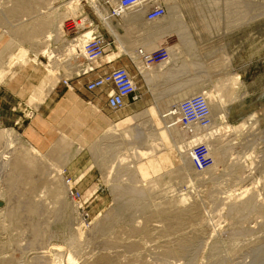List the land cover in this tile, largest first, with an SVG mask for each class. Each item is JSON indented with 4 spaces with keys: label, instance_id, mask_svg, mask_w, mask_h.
Wrapping results in <instances>:
<instances>
[{
    "label": "rangeland",
    "instance_id": "374dc122",
    "mask_svg": "<svg viewBox=\"0 0 264 264\" xmlns=\"http://www.w3.org/2000/svg\"><path fill=\"white\" fill-rule=\"evenodd\" d=\"M14 1L15 0H0L1 13L4 10V8H6L7 6H11L12 2ZM65 1L66 0H53V3L51 5H53L55 9L51 8L52 10L50 9L51 5L47 6L44 4L46 8L45 6L43 8L42 7L43 5L37 6L36 12L33 13L32 16L22 15L20 21L18 17L16 18L14 17L15 19L18 18L17 22L14 18L10 19L11 20L10 23H13V24H9V22L7 24L0 23V55L2 54V57L0 58V68L2 67L3 64L9 63L8 56L9 54H12V53H14L15 55L18 52H22V53L24 52L25 60H29L30 62V63L28 62L27 66H24V63H18L15 65L14 70L12 72L5 73L3 74L2 78L0 77V120L2 124H4L5 127L15 128L20 133H23L22 135L24 137L27 127L31 125L32 120L39 113L42 114L47 119H49L53 114V110L56 109L57 104L59 105V103H61L65 99H68L70 96H75L76 98L81 96L85 98V96L90 97L92 95L91 99H88L86 101V105L88 109V112L86 111V113L83 111L85 109L84 106L81 107V105L79 106V108L77 107V109H80L77 112H80V113H76L74 110L69 108L71 107V101L66 107H63L64 110L60 113V117H65L63 121L66 120V122H69L70 120L69 118H71V121L70 123H68V126H66L67 124H64L66 122H63V125L61 124L59 129L57 128L58 126L56 124L55 125L53 124L56 130L53 136L54 138L52 139L53 141L42 150V152L44 153H47L51 149V147L54 146V144L58 141V139H60L61 126H63L65 131H67L69 134L71 133L70 129L73 130L72 128H75V130L76 129L81 130V128L82 129L84 128L86 132L85 133L86 136L82 140H84L83 143L85 144V147H88L92 141L97 139V137L104 130L107 122L104 121V119H101V117H100L101 120L100 119L96 120L98 122L94 121L93 118L91 119L88 118L89 116L94 117L93 115H91L92 112L89 110L90 108L94 110L93 106L90 104L92 101L95 104H98L99 108L108 117H113L118 112V110H112V108L109 107V105L107 104L106 96L104 95L105 94L104 91L100 90L96 92H88L86 90L87 79L83 75L75 76L77 72H75V70H70L67 72V74L72 75V77L70 79H68L69 77L68 78L65 77L64 76L65 71H63L64 70L63 66L60 67L62 69L60 72L61 74H63L61 75V77L59 74L58 75H56V73L52 74L50 72H46L44 69H41L40 70L41 73L36 78H34L35 84L34 85L32 84L31 86V90H33L31 91V94H30V91H28L25 88V84L27 83V80H28L27 76L32 71L31 66L33 63V59L35 57V51H39V49L36 46H32L30 44V41L24 38L18 39V37L15 35L13 36L11 31L9 30L12 27L13 29L15 28L19 29L22 24L27 23L30 20L41 19L43 16L42 17L37 16L38 14L43 15V13H47L45 14L46 19L51 18L50 16L53 17L54 15L53 18L55 19L56 17H58L57 14L59 11V8H57V6L58 7L63 6L65 4ZM95 1L97 3L103 2V4L107 8L110 9V5L106 3V0H95ZM189 1L191 2L190 4H192V2L195 0H189ZM196 1L197 2H194L195 4H193L188 9L182 8L183 6L179 4V9L177 13L179 17V23H180L179 27L185 29L188 32V35L190 37V41L186 48L187 53H186V56L181 60L182 62H181L180 68L184 69L185 62H187V60H190L194 54L196 55L198 54L200 57L202 53H205L206 54L205 58H202V56L199 58L200 66L198 68V72H199L200 79L190 84L191 86H186V87L191 88V89L193 88H206V90L210 89L214 95L218 94V91L216 90L217 88L215 87V85L221 82V78L219 79L218 77V75L221 74V72L219 74V71H221L220 69H223L224 74H228V73L239 74L242 85L239 86V89H236L238 91L237 92L238 97L236 101L233 102L228 99L224 103V106L227 110L229 106H231V108L233 107V111L231 114L227 113L224 116V119L222 123L220 124V127L222 128L223 133L221 132L220 134L216 136L218 137L217 138L218 140L215 137L216 140L211 139L209 141L210 143L214 142L215 146L216 144L217 145L219 144V146L221 144L223 147H226L228 145L229 146L232 145V146L231 147L228 146L229 148H227L226 153H223V155L220 158L214 159V164L208 166L204 171H201V172L197 171L196 168L192 170L187 169L186 177L184 176L185 178H183L182 173H180L179 171H175L176 175L173 172L175 176L172 174L171 176H166L165 182H167L168 184L166 183V186L164 184L161 187H159L161 188V191L159 188L157 189L154 188V190L148 189L150 188V184L148 185L146 181L144 182L142 180L140 182L139 181L136 182L135 183L136 185L140 184L142 187H144L143 185H145L144 188H146L148 192L147 194L145 193L143 196L135 195L132 198L123 197L119 199L118 196H116V194H115L116 196L115 198V196H113L114 194L112 193L113 188L110 187V184L113 185L114 181L109 182V180L110 179L114 180L116 176L119 177V179L121 180L119 181L122 185H125V184L129 185L128 183L132 184V181H131L132 177L128 173V171L125 170L126 168H124L123 170H121L122 168H120V163H121L120 159L124 157L123 153H125L126 151L121 146H118V147L112 146V147H109V149H107L108 152H107L106 158L108 161H106V163L103 164L102 166L99 165L98 163H95L91 159L87 149L83 152V154L80 157H78V159H75L74 161H69L64 164H60L61 169L63 170V173H62L63 176L61 175V177L65 179L64 181H66V183L67 182L73 183V186H72L73 189L70 192V198L73 200L72 197H75L74 199L78 201L77 203H78V211H79L80 217L81 218L83 217V221L85 225L87 226V227L86 226L84 227L86 238L83 239L84 243L80 245L83 248H85V250L82 248V250L84 251H78V250H81L80 246L78 247V250L77 248L74 249L75 251L77 250L79 253V254H76L77 255L76 263L78 264H90L91 262L95 260V258H97L98 256H101L100 255L101 253L104 255L107 254V256L111 257V259L116 260L117 264H119L120 262H121L120 264H145L146 261H147L146 264H163V263L167 264V261L169 262L170 260H171L170 262H172L170 264H264V232H263L264 231V219H263L264 218V207H262L259 210H254V211L252 210L251 214L249 213L251 212V210L249 211L247 210L248 212L244 211L241 214L242 217L246 216L247 214H249V216L248 217L246 216L243 219L241 218L240 221L238 219L237 221L238 224L234 225V227L230 224V220H231L230 216L226 214L227 209H223V202L227 203V200L229 202L230 200L229 197H232L234 195H239L245 192V190L247 189L256 190V192L258 190L259 194L260 193L262 194L261 197L259 196V199L261 200L262 198H264V187H263L264 186V0H244L243 4H241V7L245 9L243 13L244 12L247 13L248 15L247 18L241 19V22L239 21V23L237 22V24L236 22L231 23L232 25L229 28H227L228 23L230 22L228 18L229 9L231 10V19L239 18L241 16L240 15L241 10H237V9H236L237 11L236 14L232 16V11L233 9H235V7L232 6V3L230 0H196ZM81 2L83 4L84 10L93 19V24L87 25V26L88 27L90 26L99 27V30L101 31V33L105 35L107 40L110 42V46H112L111 48L115 50L116 52V60H114L116 63L115 65H117L118 67H123L125 64H127L130 69V72H132L133 74L137 73L138 71L137 61L138 60H135L133 55L139 54L137 50H139L140 54L143 52L141 48L138 47L137 49L136 46L141 43L140 40L142 39V34L139 33V30H141L144 27L145 20H143L142 18L136 24L129 25L127 22L123 20L124 18L123 17L122 19L117 18L113 22L120 34L119 35L120 39L125 42V48H120L118 46L117 40L109 33L107 28L103 25V21L101 20V18L97 14H95V11L92 5L89 3V1L82 0ZM107 2L109 3V0H107ZM60 9L62 8L60 7ZM50 11H52V13ZM110 13H111V10H110ZM49 14L51 15L49 16ZM78 21H80V19ZM193 22L198 24V26L193 27L192 26ZM63 23H64L63 31H65L64 32L65 35L63 38L69 39V40L74 39L76 37L75 34L79 33L80 31V26L78 25L77 20L75 18H72L71 16L70 17L67 16V17H64ZM5 25L7 26V28H9V30L6 28ZM204 28L206 32L200 31L201 29H204ZM9 42H11L12 44ZM178 42L179 40L177 37V33H174L170 35L167 39L165 38V39L160 40L159 45H157L156 47H151L148 51V54H146V56L144 53H142L145 56V57H142V60L143 59L145 60L148 55L149 56L151 55L152 58L154 57L155 63H158L160 58L167 53L166 49L169 48V46L177 44ZM55 46L56 47L58 46V49H62L61 43L59 42L57 44L54 43L53 47ZM132 47L136 48V50H131V51L128 50ZM124 50L125 52H123ZM9 51L12 53H10ZM220 57L223 58L222 60H225V59L229 60L228 66L226 68L224 66L225 69L222 66L221 68L220 66H218L219 61L220 62L222 61ZM38 58H39V61L43 60V62L45 63L48 62V57L45 54L44 55L39 54ZM211 58H212V61H211ZM219 58L220 60L218 61ZM84 59L85 58L83 59L81 58V61L83 62ZM209 62L210 63L214 62V63L210 64ZM223 62L224 61H222V63ZM147 63L149 64V62ZM105 66L110 67V63L105 64ZM157 67H158L157 64L151 63V66L147 67V69H150L152 71V70L157 69ZM141 72H144V70L142 69ZM146 72H148V70H146ZM14 74H16L15 77H13ZM194 75H195V72L192 71L191 68H189L188 70L185 71V73H182L181 76H178L175 78L170 77V78L161 79L163 80V82H165V84L164 85L162 84L158 89L165 91L177 85L176 83L178 82H183L185 80L186 82L192 81L195 78ZM142 80L145 83V80L143 78ZM142 80H141L142 91L151 90V87L153 85L148 86V84L146 83L144 85ZM17 82H19V84ZM70 84L73 87V89H71ZM19 88L26 89L23 96L17 93L19 92L18 90H20ZM178 90H179L178 93H172L170 95H167L166 97H163L159 101L154 100L155 96L152 94V91L151 93H146L148 101L147 100L142 101V98H141L142 92L141 90H138L137 99L141 101L140 103L141 105L138 109L144 110L150 103H156L157 108L161 112L164 113L163 115H165L168 112L167 111L168 108H170L171 106H175L174 105L176 104L175 96L183 93L185 90V87L179 88ZM74 93H76V95ZM219 95H221V93L218 95H215V97L217 96V98H219L220 97ZM151 97L153 98V100H151ZM135 103H136V99L131 100L129 104L135 105ZM238 105H239V108H237ZM71 111H72V114L69 115ZM128 111L130 110L127 109L126 111H122V112L120 111L119 116H124L125 113ZM68 115H69V118H67ZM84 117L86 119L83 122ZM250 117L252 118V120H250L251 119ZM145 119H147V116L139 120L135 119L134 123H131V125L129 126L135 127L136 125H138V123H143ZM240 119H243L248 122L245 126L246 128L245 127L243 128L244 130L242 129V131L235 132L234 130L228 129L232 123H235L239 121ZM176 122L179 123L178 126L176 127L178 128L180 132H185V130L188 129L187 126L185 127L180 123L179 115H178V118L176 117V121L173 123H170V125H174ZM73 123L75 124V126ZM83 123L84 125L83 127H81ZM75 130H73V133L75 132ZM73 133H71V135H73ZM188 133L189 135L191 134L190 131H188ZM220 135L222 136V138L220 137ZM173 136L176 139L177 133L176 132L173 133ZM25 137L30 141V139L27 136ZM134 140L135 139H132L133 142H135ZM215 141H217V143ZM135 144H138V143L135 142ZM206 144H208V141L206 142ZM139 146L144 147L143 144H140ZM251 154L254 156L253 157L254 161L252 165L250 164V161H247ZM56 160L62 161L60 159H56ZM127 162L129 163L131 161H126V163ZM236 162H239V164ZM180 163L178 164L179 166L184 165V161ZM233 164L234 166L236 164L238 168H241V166H244V170H245V175L243 177L244 179H239L238 175L235 174L236 172L234 173L235 170H233V167H234ZM178 165L175 164L173 166V169H175L174 167H177ZM247 165L250 167H247ZM52 169H50L47 173L51 171V174L54 176L55 172L53 173ZM177 174H179L180 176ZM52 175H50L49 177H52ZM81 176L82 178L79 179ZM108 176L110 177V179ZM103 178H106V179H103ZM128 180L130 182H128ZM2 182L0 185L1 187L3 186ZM170 182L174 183V184L171 183V185L176 186V187L171 186L172 188L171 190L174 193L169 192L171 190L168 191ZM166 188L167 190H165ZM162 189H164V191ZM165 191H168L166 193L171 194V195H168L169 199L167 198V194L164 195ZM182 192L183 193L189 192L191 194V195L189 194L190 198L187 204L185 203L186 208L183 207L185 212L187 211L188 212L187 214L185 213L186 216L185 215L183 216L184 221L182 220L183 222H180L182 224L180 223L179 225L176 224V226H174L175 229L169 228L167 222L164 219H162L160 216L156 214L150 215L151 217L149 216V214L151 212L153 213V210L155 211L157 208L156 201H157V204H159L161 200L165 198H166L165 200L167 201L174 200L175 197L176 198L179 197L180 194H182ZM39 193L41 195L40 198L42 199L41 200L39 198L40 202L41 201L45 202L46 200L45 199L46 197L44 198L45 195L44 194L42 195L41 192ZM253 193H255V191L250 192L251 195ZM159 194L161 198L159 197ZM170 197H172V199H170ZM158 199L159 200L161 199V200L158 201ZM165 200L164 202H166ZM49 201H51L50 198H49ZM49 201L46 200V203H45V205L48 206V208H46L47 210H51V208L54 209L55 207H58V205L55 206L51 201V203L53 204L52 205L53 207L49 209L50 203L47 204V202ZM153 201L155 203H153ZM143 204H147L149 206L144 210H139V207ZM150 206L152 208H150ZM182 206L183 204L179 205V207H182ZM189 206L191 209L189 208ZM187 207L189 209H187ZM196 208H197V213L195 215H191L190 210H193L192 212L195 213ZM113 211L115 212L116 216L112 217V219L110 220V224H106V226H104L103 229L106 232L103 229H101L100 232L97 231L95 234H92V237H89V239L92 238L93 240L91 239L89 243V239L87 240L88 238L87 231L95 227L96 222L102 219L100 217L101 215L103 217L104 215L106 216L109 212H113ZM199 211L200 213H198ZM148 216L150 217L149 221L147 220ZM152 216L153 218L159 217L160 219H155V218L153 219ZM1 217L2 216H0V263L1 264H14L17 262V260L20 261V258L21 259L23 258L22 260L24 262L18 261L17 262L18 264H21V263L22 264H28V263L34 264L33 259L31 257H34L37 253L41 254L43 251L49 252L55 246H61L62 248L64 247L63 250L59 252L65 253V248H67L66 246H68L69 244L66 241V235L72 233V231L75 230V228L77 227L75 224V221L68 220V218L61 219L58 222L54 223L55 227H53L52 230L49 232L50 235L49 234L45 235V238L43 241L44 243L42 245L44 249L42 246H40L42 242L39 244L41 249L37 246L36 247L31 246L32 248L28 249L27 246H29L30 244H28L26 241H28V238L31 237L29 234L30 230L27 231L26 229L25 233L28 232V234L27 233L25 234L27 239L24 241H21L25 238L24 236H21V235H24L22 233L24 232L25 229L20 234V230L22 229L19 230L17 227L14 228V225L16 223L10 226V224L6 222L5 224H7L8 226L6 227L5 230H3V228L1 227L4 225L5 220L4 218H2L3 219L2 220ZM197 217L199 218V220ZM151 218L153 220H151ZM127 220L129 223H127ZM202 221L204 222L202 223ZM130 222H133V223H130ZM172 222L174 223V220ZM259 222L262 224H260ZM133 226L134 227L140 226L139 229L142 227L147 230V233L141 232V231L136 232L135 229L137 227L134 228ZM127 227L129 228L133 227L134 230H131ZM237 227L238 228L241 227L242 229H238ZM121 228L123 229L125 228L124 230L122 229L123 233L125 232L124 234H122V231H120ZM235 228L238 229L239 231L238 233H241L240 237L238 238L236 237V235L239 236V234L236 233L237 231L234 232L235 230H237ZM251 228L252 229L254 228L257 230L250 233V231H247V230L249 229L251 230ZM136 230H138V228ZM227 230H229V232L233 230V232L236 235L234 234L232 238L233 232L231 236H229L230 234L229 232H227ZM133 231L135 234H133ZM225 231L226 233H224ZM245 231H246V234H245ZM261 231L263 232V234ZM242 232H244L243 233L244 235H242ZM150 233L151 235H149ZM88 235H89V232H88ZM120 235H122L123 237ZM193 236L195 239L193 238ZM251 236H258L260 239L258 237H252V239H250ZM190 237L192 239H190ZM103 238L104 240L110 238L111 244H109L108 240H105L107 241V243L105 242L104 244V242H102ZM130 238L134 240H131ZM240 238L241 239L245 238L246 240L245 239L241 240ZM116 239L119 240V242ZM180 239L181 240L184 239L185 242H189L190 240V242L193 243V244L190 242H189L190 244L188 243L189 246L187 248L186 254H183L180 256L169 255V257L167 255H164L167 253L168 251L167 249L179 248L181 246L180 244L183 242V241L180 242L181 241ZM248 239L250 240L247 241ZM257 239H259L262 242H260ZM19 240L21 242H19ZM237 240L238 241L240 240V241L237 242ZM94 241H96V243ZM114 241H117L118 243L116 244V242ZM121 241H123V243H126L128 245L131 242L130 246L131 244H134L136 249L133 250L135 248V247L133 248V246H131L133 249L129 247L127 248L126 246L128 245L121 243ZM251 241L254 243L252 244ZM15 242L18 244H16ZM113 242L116 244L115 246H116V249L118 248L117 249L118 251L115 250V247L113 248L110 247ZM135 242H136V245H135ZM13 243H15L16 245H14ZM97 243H99V245ZM120 243L123 244L124 247L120 246L121 245ZM139 243H142L140 245L141 248H138L137 250ZM93 245L95 247H93ZM96 245H98L99 247ZM103 245H105L104 247L108 245L107 246L108 248L107 249L102 248ZM248 245H251V246H248ZM10 246H14L17 248H13ZM18 247L20 248L23 247V249L24 248L25 249L22 252L21 250L20 251L18 250L20 249ZM129 249H131L132 252H130L131 250ZM92 252L94 253L93 255H92ZM115 252L117 253V255ZM10 255H12L14 259V262L12 263L7 262L8 259H12ZM41 255H44V254L42 253ZM129 255L132 257H130ZM84 256L85 257L90 256V257H87V259H85ZM133 256H136V258ZM2 257L5 259H3ZM113 257L115 258L117 257V259ZM127 257L129 258L127 259ZM137 257L140 259H138ZM133 259H136V260L133 261ZM166 259H169V260H166ZM143 260L144 262H142ZM1 261H3V263ZM46 261L47 259L45 260V262ZM49 262L47 261L46 264H55V263H52V262L49 263ZM64 262L65 264H67L66 261Z\"/></svg>",
    "mask_w": 264,
    "mask_h": 264
},
{
    "label": "bare ground",
    "instance_id": "6f19581e",
    "mask_svg": "<svg viewBox=\"0 0 264 264\" xmlns=\"http://www.w3.org/2000/svg\"><path fill=\"white\" fill-rule=\"evenodd\" d=\"M66 1H65V4L63 6H59V7L57 6V8H59V11L57 14L58 17H56L55 19L53 18L54 15H53V17L50 16L51 14H49V16L51 18L46 19L45 14H47V13H43V15H39V14L37 15V16H41V17L43 16L41 19L30 20L27 23L22 24L21 26L19 24V26H20L19 29H17V28L13 29V27L11 28L9 26L12 29V30L11 29L9 30V28H7V26L5 25L6 28L9 31H11L13 36L14 35L17 36L18 39L24 38V39L30 41V44L32 46H36L39 49V51H35V57L33 59L34 64L32 63V66H31L32 71H31V73L28 74V76H27L28 80H27V83L25 84V88L28 91H30V94H31V91H33V90H31V86H32V84L33 85L35 84L34 78H36L41 73V71H40L41 69H44L46 72H50L52 74H54V73H56V75L59 74L61 77V75H63V74H61V72H60L62 70L60 67L63 66V68H64L63 71H65L64 76L67 78L69 77L68 79H70L72 77V75L67 74V72L70 70H75V72H77L75 74V76L76 75L82 76V74L86 71L96 70L99 68H104V71H108L112 68L118 67L117 65H115L116 63L114 60H116V52L113 48H111L112 46L108 47L106 54L103 55L102 57H100L96 60H92V61L88 60V58L86 56V51H85V44L92 38L93 31L99 27H97V26L88 27L87 26V25L93 24V19L84 10L83 4L81 2L82 0H68L67 2ZM87 1H89V3L92 5V7L95 11V14H97L101 18V20L103 21V25L107 28L109 33L117 40L118 46L120 48H125V42L120 39V37H119L120 34H119L115 24L113 23L117 18L112 17V14L110 13V9L107 8L103 4V2L97 3L95 0H87ZM230 1L232 3V6L235 7V9H233V11H232V16H234L236 14V12H237L236 9L241 10V12H240L241 16L239 18H232L231 19V10L229 9L228 18H229L230 22L228 23L227 28L231 27V25H232L231 23L236 22V24H237V22L238 23H239V21L241 22V19H243V18L246 19L248 16L247 13H245V12L243 13V11L245 9H243V7H241V4H243L244 0H230ZM117 2H118V0H109L110 5H114ZM156 2L163 3L162 5L164 6V8L166 10L164 16H162L158 20L148 21L146 19V11H147L146 6H141L139 8H136V9H133L130 11H126V12L122 13L120 16L121 19L124 17L123 20L125 22H127L129 25L136 24L142 18H143V20H145L144 27L141 30H139V33L142 34V39L140 40L141 43L139 44L140 46L137 45L136 48L137 49H138V47L141 48L143 51L142 53H144L146 56V54H148V51L151 47H156L157 45H159L160 40L165 39V38L167 39L170 35H172L174 33H177V37H178L179 42L175 45L169 46V48L166 49L167 50V58L161 60L158 63H153V64L158 65L157 69H155V70L151 71L150 69H147V67L151 66L150 62H149V64L147 63L149 55L147 56V58L145 60L144 59L142 60V57H145V56L142 53L140 54L139 50H137L139 54L133 55L134 59L138 60L137 61V63H138L137 73L133 74L132 72H130V69H129L127 64H125L123 67L130 73L131 77L133 78V80L137 86V89L141 90L142 101L147 100L146 93H151V91H152V94L155 96L154 100L159 101L160 99H162L163 97H166L167 95H170L172 93H178L179 88L185 87V90L183 93L175 96V102H176V104H174L175 106H171L170 108H168L167 109L168 112L165 115H163L164 113L161 112L157 108L156 103H150L144 110L138 109L141 105L140 104L141 101L136 99L135 105H130L128 102L122 110H118V112L115 114V116L108 117L99 108V105L95 104L92 101L90 104L93 106V109L97 112V114L94 117L89 116L88 118L89 119L93 118L94 121H96V120H99L101 117V119H104V121L107 122L104 130L97 137V139L92 141L88 147H85V144L83 143L84 140H82L86 136L85 135L86 132H85L84 128L83 129L81 128V130H77V129L75 130V128H72L73 130H75V132H74L75 134L73 133V135H71V133L69 134L67 131H65L63 126H61L60 139H58V141L54 144V146L51 147V149L47 153H44L41 150H39L31 141H29L25 137V135L23 137V135H22L23 133H20L15 128L5 127L4 124H2V122L0 120V185H1V182L3 181L2 182L3 186L2 187L0 186V216H2L1 219L4 218V220H5L4 225L2 224L3 226L1 225L2 226L1 228H3V230L6 229V227L8 226L7 224H5L6 222H8L10 224V226L14 225L16 223L17 225L15 224L14 228L17 227L19 230L22 229V230H20V234L25 229L24 232L22 233L24 235H21V236H24L25 238L21 241H24L27 239L25 236L26 233L28 234V232L25 233L26 229H27V231L30 230L29 234L31 237L28 238V241H26L28 244H30L29 245L30 247L27 246L29 249V248L36 247V246L40 248V246H42L44 243L43 241H44L45 235L49 234V232L52 230V228L55 227L54 223L58 222L61 219L68 218V220L75 221V224L77 226L75 228V230L72 231V233H70L68 235L65 234L66 235V241L69 243L68 246H66L67 248H65V253L64 252L60 253L64 247L62 248L61 246H55L49 252L43 251L42 253L44 255H41L42 253L41 254L37 253L34 257H31L33 259L34 264H43L46 259L48 262L50 261L49 263L52 262L55 264H63V263L65 264L64 261H66L67 264H78V263H76L77 262V258H76L77 255L76 254H79L78 251H84L85 250V248H83L80 245L82 243H84L83 239L86 238L85 231H84V227L86 225L83 221V217L82 218L80 217V214L78 211V203H77L78 201L74 199L75 197H72L73 200L70 198V192L73 189V187H72L73 183H71V182L66 183V181H64L65 179H63L61 177V175L63 176V174H62L63 170L61 169L60 164H64V163H67L69 161H74L75 159H78V157H80L83 154V152L87 149L91 159L95 163H98L99 165L102 166L103 164L106 163V161H108L106 158V155L108 152L107 149H109V147H112V146H114V147L121 146L126 151H125V153H123L124 157H122L120 159V162H121L120 168H122L121 170L126 168L125 170H127L128 173L132 177L131 178L132 184L128 183L129 185H126V184L122 185L120 183L121 180L119 179V177L116 176V178H114V180L113 179L111 180L110 177L108 176L110 179L109 182L114 181L113 185L110 184V187L113 188V190H112V193L114 194L113 196H115V194H116V196H118L119 199L123 198V197L132 198L135 195L143 196L145 193L147 194V192H148L146 190V188H144L145 185H143L144 187H142L140 184H139L140 186L135 184L138 181L139 182L142 180L144 182L146 181L148 183V185L150 184V188H148V189L154 190V188L157 189L164 184L166 186V183H167V182H165L166 176H171V174L174 175L175 171H179L180 173H182L183 178H185L187 169L192 170L195 168L194 164L192 162V159H191L190 150H191L192 146L195 145L196 143H199V142L206 143L208 141L207 146H208L210 153L214 159L220 158L223 155V153H226L227 148L232 146V145H230V146L228 145L229 147L228 146L223 147L221 144H220L221 147L219 146V144L218 145L216 144V146H215L214 142L210 143L209 141L211 139H215V137L222 132V128L220 127V124L222 123L224 116L227 113L231 114L233 111V107L231 108V106H229V108L227 110L224 106V103L228 99L233 101V102L236 101V99L238 97V95H237L238 91L236 89H239V86L242 85L241 78H240L239 74H235L234 72H233L234 74H232V73L231 74L230 73L224 74L223 69H220V68H221V66L223 68L225 66V68H226L229 64V60L225 59V60H227V61H225V60H222L223 58L220 57L221 60L224 61L222 63V61L221 62L219 61L220 58L218 59V61H219L218 66H220V68H218V69L221 70V71H219V74H220V72H221V74L218 75V77H219V79L221 78V82H219L215 85V87L217 88L216 90L218 91V94L221 93V95H219L220 96L219 98H217V96L215 97V95H218V94L214 95L210 89L206 90V88H193V89L187 88L186 86H191L190 84H192L195 81H198L200 79L199 72H198V68L200 66L199 65V60H200L199 58L201 56H202V58H205L206 54L202 53L200 57L198 54L197 55L194 54L190 60H187V62H185V64H184L185 68L184 69L180 68L181 62H182L181 60L186 56V53H187L186 48H187V45L190 41V37L188 35V32L185 29L179 27L180 23H179V17L177 15V13H178V9H179V4L181 6H183L182 8L188 9L193 4H195L194 2H197V1L196 0L193 1L192 4H190L191 2L189 0H156ZM52 3H53V0H15L14 2H12L11 6H7L6 8H4L2 13L0 11V23L7 24L9 22V24H13V23H10V21H11L10 19H12L14 17L15 18L18 17L19 21H20L22 15H26V16L31 15L32 16V14L36 12L37 6L43 5L42 7L44 8L45 5L50 6ZM51 6H50V9L51 8L55 9V7L53 5H51ZM210 6H211V4H210ZM60 7L62 9H60ZM212 7H213V5H212ZM45 8H46V6H45ZM47 9H48V7H47ZM48 12H49V10H48ZM50 12L52 13V11H50ZM125 13H126V15H125ZM67 16H69V17L71 16L72 18H75L77 20L78 25L80 26L79 33L75 34L76 37L72 40L63 38L65 35L64 34L65 31H63V24H64L63 20H64V17H67ZM17 19H15L16 22H17ZM79 19H80V21H78ZM192 26L197 27L198 24L193 22ZM199 28H201V27H199ZM70 30H72V29H70ZM200 31L206 32L205 28L201 29ZM58 42L61 43L62 49H58V46L53 47L54 43L57 44ZM9 43H11V42H9ZM136 48L132 47L128 50H130V51L136 50ZM123 52H125V50ZM10 53H12V52H10ZM39 54L47 55L48 62L45 63V62H43V60L39 61V58H38ZM211 56H213V55H211ZM1 57H2V54L0 55V58ZM218 57H219V55H218ZM81 58L82 59L85 58L83 62L81 61ZM8 59H9L8 60L9 63L3 64L2 67L0 68V77L1 78L3 77V74L12 72L14 70V67L16 64L24 63V66H27V64L29 62V60H25L24 52L23 53L18 52L15 55H14V53L9 54ZM22 61H24V62H22ZM211 61H212V58H211ZM107 63H110V67L105 66V64H107ZM212 63H214V62H212ZM212 63H210V64H212ZM189 68H191V70L195 72V75H194L195 78L192 81L186 82V80H185L183 82H178V83H176L177 85H175V86H173L170 89H167L165 91L158 89L162 84L163 85L165 84V82H163V80H161V79L170 78V77L175 78V77L181 76V74L185 73V71L188 70ZM142 69L144 70V72H141ZM146 70H148V72H146ZM15 75L16 74H14L13 77H15ZM142 78L145 80V83L148 84V86L153 85L152 86L153 88L151 87V90L142 91V84H141ZM16 80H17V78H16ZM142 82H143V80H142ZM17 83L19 84V82H17ZM145 83L143 82L144 85H145ZM20 85H22V84H20ZM70 87H71V89H73L71 84H70ZM26 89H20V90H18L19 92H17V93H19L21 96H23ZM102 91H104V93H105L104 95L106 96L107 95L106 91L105 90H102ZM74 94L76 95V93H74ZM195 94L203 95V97L206 99L207 103L209 104L211 122L207 125H201L200 123H193V124H190L187 126L188 129L185 130V132H180L178 130V128L176 127V126H178L179 123L176 122L174 125H170V123H173L176 121V117L178 118L176 107L183 99L188 98V97L195 95ZM77 99H79V97H77ZM151 100H153L152 97H151ZM76 102L79 103L78 101H76ZM237 108H239V105L237 106ZM127 109L130 111L126 112L124 116H119L120 111L121 112L126 111ZM196 113H198V112L196 111ZM71 114H72V111L69 115H71ZM69 115L67 118H69ZM58 116H59V118L56 117L53 122H54V125L56 124L58 126V127L57 126L56 127L59 129L60 125L61 124L63 125V122H66V120L63 121V119L65 117H60V114ZM145 116H147V119H145L144 122L142 121L143 123H138V125H136L135 127L129 126V125H131V123H134L135 119L139 120ZM252 117H254V116H252ZM85 119L86 118L84 117L83 122ZM196 119H197V116H194L191 118V121L194 122ZM250 120H252V118ZM96 122H98V121H96ZM247 123H248L247 121L240 119L239 121L232 123L228 129L234 130L235 132L242 131V129L246 126ZM64 124H66V123H64ZM83 125H84V123L82 124L81 127H83ZM69 126H71V125H69ZM74 126H75V124H74ZM88 126H89V124H88ZM72 127H73V125H72ZM188 131H190V133H191L190 135H189ZM175 132L177 133L176 139L173 136V133H175ZM220 137L222 138L221 135H220ZM217 138L218 137H216V139ZM132 139H135L134 141L138 144H135V142H133ZM187 139H188V141H187ZM215 142L217 143V141H215ZM218 143H219V141H218ZM140 144H143L144 147H140L139 146ZM230 144H231V142H230ZM253 157L254 156L251 154L247 160V161H250L251 165L253 164V161H254ZM56 159H60L62 161H57ZM236 160H237V158H236ZM126 161H131V162L126 163ZM182 161H184V165L179 166L178 164ZM239 161H241V160H239ZM236 163L239 164V162H236ZM175 164H177L178 166L174 167L175 169H173V166ZM233 166H234V164H233ZM235 166H236V164H235ZM234 167H233V170H235L234 173L236 172L235 174L238 175L239 179H244L243 178L245 175L244 166H241V168H238L237 166L235 168ZM247 167H250V166L247 165ZM50 169L53 170L52 171L53 173L55 172L54 176L51 174V171L49 173H47ZM127 171H125V172H127ZM125 172H124V174H125ZM173 172H174V174H173ZM121 173H123V172H121ZM50 175H52V177H49ZM177 175H179V174H177ZM179 176H178V178H179ZM81 178H82V176L79 179H81ZM127 178H125V179H127ZM183 178H182V180H183ZM103 179H106V178H103ZM242 181H244V180H242ZM128 182H130V181L128 180ZM106 183H107V181H106ZM171 183L172 182H170L169 187L167 185L168 191L172 189L171 186H174V185H171ZM172 184H174V183H172ZM174 187H176V186H174ZM159 189L161 191V188H159ZM257 189H258V187H257ZM162 190L164 191V189H162ZM165 190H167V188ZM168 191H165L164 195L167 194V198L169 199L168 195H171V194L166 193ZM251 191H253V192L255 191V193H253L251 195L250 194ZM39 192H41L42 195L43 194L45 195L44 198L46 197L45 199L47 201H49V198H50L52 203L55 206L58 205V207H55L54 209L51 208V207H53L52 206L53 204L51 203V201H49V202H47V204L50 203L49 209L51 208V210H47L46 208H48V206L45 205L46 200H45V202H43V201L40 202L41 195ZM169 192L174 193L172 190ZM178 192H179V190H178ZM257 192H258V190H257ZM257 192H256V190H252V189L248 190L247 189V190H245V192H243L239 195H234L232 197H229V199L231 201L229 200V202H228V200H227V203L223 202V209H227L226 214H228L230 216V218H231L230 224L233 227H234V225L238 224L237 223L238 219L240 221L241 218L243 219L246 216L247 217L249 216V214L246 215V213H245L246 216L242 217L241 214L244 211L251 210V212H249L251 214L252 210L253 211L259 210L262 207H264V200H263L264 198H262L260 200L259 196L261 197L262 194L261 193L259 194V192L258 193ZM248 193L250 194V196ZM189 194H190L189 192L188 193L182 192V194H180L179 197H177V198L175 197V199L173 197L174 200H168L167 201V200H165L166 198L163 200L160 199L161 202L159 204H157V201H156V207L157 208L155 211L153 210V213L151 212L152 214L150 213L149 216L156 214L167 222L169 228H174V226H176V224L179 225L180 222L184 221L183 216L184 215L186 216V214L188 212V211L185 212L183 207L186 208L185 203L187 204V202L190 198L189 196L191 195V194L190 195ZM116 196H115V198H116ZM36 197H38V198H36ZM159 197L161 198L160 194H159ZM170 199H172V197H170ZM160 200L158 199V201H160ZM164 200L166 202H164ZM153 203H155V202L153 201ZM180 204H183V206L179 207ZM148 206L149 205H147V204H143L139 207V210H144ZM150 208H152V207L150 206ZM189 208H190V206H189ZM189 208L187 207V209H189ZM111 210H112V208H111ZM190 211L189 212L191 215H195L197 213V208H196L195 213L192 212L193 210H190ZM194 211H195V209H194ZM198 213H200V211ZM240 215H241V217H240ZM113 216H116L114 211L109 212L106 216L104 215L103 216L104 218L101 215L100 217L102 219H100L99 221L97 220L98 222H96L95 227L92 229L90 228L91 230L87 231V236H88L87 240L89 239V237H92V234H95L97 231L100 232V230L103 229L104 226H106V224H110V220L112 219ZM149 216L147 218L148 221H149V218L151 217V216L150 217ZM52 218H53V220H52ZM152 218H153V216H152ZM152 218H151V220H153L154 218L160 219L159 217H154L153 219ZM147 220H145V221H147ZM173 220H174V223L172 222ZM198 220H199V218H198ZM133 222H130V223H133ZM203 222L204 221H202V223ZM127 223H129L128 220H127ZM145 223H147V222H145ZM262 223H263V221H262ZM262 223H260V224H262ZM167 224H166V226H167ZM180 224H182V223H180ZM112 226H114V225H112ZM166 226H165V228H166ZM133 227H131V228L127 227V228L134 230V228L137 227L138 230H136L137 229L136 228L135 229L136 232L141 231V232L147 233L146 229H144L142 227L139 229L140 226L139 227L135 226L134 228ZM237 228H235V229H237ZM122 229L123 228H121L120 231H122ZM238 229H242V228L239 227ZM238 229L235 230L234 232L237 231L236 233H238L239 232ZM243 230H241V231H243ZM251 230L249 229L247 231H250V233H251L257 229L251 228ZM114 231H115V229H114ZM88 232H89V235H88ZM148 232H150V231H148ZM227 232H229V230H227ZM230 232H229V234H230L229 236H231L233 230ZM234 232H233L232 238L235 234ZM263 232H262V234H263ZM108 233H110V232H108ZM124 233L122 231V234H124ZM151 233L149 235H151ZM224 233H226V231ZM243 233L244 232H242V235H244ZM133 234H135L134 231H133ZM238 234H239V236H237L235 234L237 238L240 237L241 233H238ZM245 234H246V231H245ZM143 235H145V234H143ZM120 236H122V235H120ZM229 236H228V238H229ZM94 237H95V235H94ZM252 237H258V236H251L250 239H252ZM259 237H260V235H259ZM118 238H119V236H118ZM193 238H194V236H193ZM232 238H231V240H232ZM91 239L92 238L89 239V243H90ZM130 239L134 240L132 238H130ZM190 239H192V238L190 237ZM242 239H245V238H242ZM250 239H248L247 241H249ZM259 239H257V240H259ZM105 240H108L109 244H111L110 238L105 239ZM105 240L103 238L102 242H104V244H105V242L107 243V241H105ZM113 240H115V239H113ZM217 240H218V238H217ZM21 241L19 240V242H21ZM117 241L119 242V240H117ZM117 241H114V242H116V244H117L118 243ZM123 241H121V243H123ZM239 241L237 240V242H239ZM41 242H42V244H40ZM94 242L96 243V241H94ZM136 242H135V245H136ZM138 242H140V241H138ZM180 242H182V243L180 244L181 246L179 248H171V249L166 248L168 251L164 255H167L169 257V255L180 256V255L186 254L187 248H188L189 244L192 242H190V240H189L190 243L185 242L184 239H182ZM255 242H256V240H255ZM260 242H262V241H260ZM2 243H4V242H2ZM15 243H13V244L14 245L18 244V243H16V244ZM95 243H94V245H95ZM113 243L110 247H112V248L115 247V250H117L118 248L116 249V246H115L116 244L115 243L113 244ZM130 243H129V245L126 243H123V244L128 245V246H126L127 248L128 247L132 248L131 246H133V248H134L135 247L134 244H131V246H130ZM132 243H133V241H132ZM251 243L253 244L254 242L251 241ZM39 244H40V246H39ZM97 244L99 245V243H97ZM123 244H121L120 246H123ZM141 244L142 243H139L137 250H138V248H141L140 247ZM94 245H93V247H95ZM98 245H96V246H98ZM251 245H248V246H251ZM19 246H21V245H19ZM79 246H80L81 250H78ZM104 246L105 245H103L102 248H106V249L108 248L107 247L108 245H106V247H104ZM177 246H179V245H177ZM246 246H247V244H246ZM10 247L17 248L14 246H10ZM18 248H20V247H18ZM75 248H77V250H78V251L76 250L77 253L74 250ZM82 248L84 250H82ZM243 248H244V246H243ZM24 249H23V247H21L18 250L19 251L21 250L23 252ZM43 249H44V247H43ZM135 249H136V247L133 250H135ZM231 249H232V247H231ZM96 250H95V252H96ZM129 250H131V249H129ZM93 252H92V255L94 254ZM130 252H132V250ZM229 253H230V251H229ZM12 255H10L12 259H8L7 262H9V263L14 262ZM100 255L101 256H98L97 258H95L94 261L92 259L93 262H91L90 264H117L116 260L111 259V257L107 256V254L104 255L101 253ZM116 255H117V253H116ZM87 257H90V256H87ZM87 257H85V259H87ZM130 257H132V256H130ZM133 257L136 258V256H133ZM5 258H3V259H5ZM83 258H82V260H83ZM113 258H115V257H113ZM128 258L129 257H127V259ZM22 259L20 258V261L17 260V262L18 261L22 262L23 261ZM115 259H117V257ZM138 259H140V258H138ZM138 259H137V261H138ZM131 260H132V258H131ZM135 260L136 259H133V261H135ZM166 260H169V259H166ZM170 261L169 262L167 261V264L172 263ZM1 262L3 263V261H1ZM46 262L44 264H46ZM142 262H144V260ZM142 262H140V263H142ZM16 263H14V264H16ZM146 263H147V261L145 262V264Z\"/></svg>",
    "mask_w": 264,
    "mask_h": 264
},
{
    "label": "built area",
    "instance_id": "2783aa9c",
    "mask_svg": "<svg viewBox=\"0 0 264 264\" xmlns=\"http://www.w3.org/2000/svg\"><path fill=\"white\" fill-rule=\"evenodd\" d=\"M106 3L110 5L107 0ZM141 6L147 7L146 19L148 21L158 20L166 12L162 3L156 2V0H118L114 5H110V10L114 18H120L122 13ZM108 47H111L110 42L97 28L93 31L92 38L85 44L88 60L92 61L102 57L106 54ZM165 58H167V53L160 58L159 62ZM148 62L155 63L154 57L149 56ZM82 75L87 79L86 90L88 92L106 91L107 104L112 110H122L128 102L137 99V86L124 67H116L108 71L99 68L86 71ZM176 108L180 123L185 127L193 123L207 125L211 122L209 104L201 94L183 99ZM194 116H197V119L192 122L191 118ZM190 155L197 171H204L208 166L214 164V158L204 142L193 145Z\"/></svg>",
    "mask_w": 264,
    "mask_h": 264
},
{
    "label": "crops",
    "instance_id": "0c3cea01",
    "mask_svg": "<svg viewBox=\"0 0 264 264\" xmlns=\"http://www.w3.org/2000/svg\"><path fill=\"white\" fill-rule=\"evenodd\" d=\"M91 96L90 97L85 96V98L80 96L79 99H77L75 96H70L68 99H65L64 101L59 103V105L57 104L56 109L53 110V114L49 119H47L46 117H44L42 114L39 113L36 117H34L31 125L27 127L24 135L27 136L30 139V141L39 150L42 151L53 141L52 139L54 138L53 136L56 131L53 125L54 124L53 121L56 117H59L58 115L64 110L63 107H66L71 101V107L69 108L74 110L76 113H80L77 112L78 110H80L77 109V107L79 108V106L81 105V107L84 106L85 109L83 111L86 113V111L88 112L86 101L88 99H91ZM76 101H78L79 103H77ZM89 110L92 112V114L90 113L91 115L96 116L97 114L96 111L92 110L91 108ZM69 119H70L69 122H66L67 124L66 126H68V123H70L71 121V118ZM70 132L73 133V130L70 129Z\"/></svg>",
    "mask_w": 264,
    "mask_h": 264
}]
</instances>
